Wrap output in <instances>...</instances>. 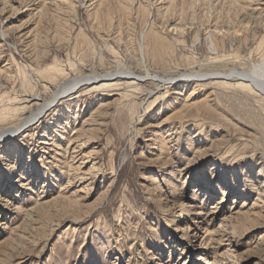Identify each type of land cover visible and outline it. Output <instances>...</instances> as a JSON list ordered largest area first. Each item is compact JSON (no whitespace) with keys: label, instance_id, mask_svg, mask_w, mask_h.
Segmentation results:
<instances>
[{"label":"rangeland","instance_id":"rangeland-1","mask_svg":"<svg viewBox=\"0 0 264 264\" xmlns=\"http://www.w3.org/2000/svg\"><path fill=\"white\" fill-rule=\"evenodd\" d=\"M215 1L0 0V130L20 124L11 110L34 85L46 98L90 75H144L143 29L161 35L148 64L167 80L82 86L0 142V264H264V96L180 77L259 63L264 0ZM169 7L184 34L162 25ZM242 14L256 34L211 51L206 19Z\"/></svg>","mask_w":264,"mask_h":264},{"label":"bare ground","instance_id":"bare-ground-1","mask_svg":"<svg viewBox=\"0 0 264 264\" xmlns=\"http://www.w3.org/2000/svg\"><path fill=\"white\" fill-rule=\"evenodd\" d=\"M194 1L198 3L201 0H194ZM214 2H216V1L214 0ZM222 3L223 2L221 1V4ZM224 3H226V2H224ZM130 5H131V3H130ZM197 5H199V4H197ZM174 14L175 13L171 7L165 9V12L163 13V19H165V21H163L162 25L167 27V28L170 27V30L172 31V29H173V32L174 31H177V33L179 31L181 33L185 32L187 29L183 28V27H185V25H183V23L181 21H180L181 22L180 24H175V23H172L173 21L167 20L169 16H172ZM141 16H142V14H141ZM196 16H199V14ZM196 16L194 19L197 18ZM173 17H175V15ZM169 18H171V17H169ZM192 18H190V19H192ZM257 18H259V17H257ZM204 19H206V16ZM207 19H206V22H208V25L210 24V22L211 23L214 22L213 26L209 25L208 27L206 26L207 28L204 29V30L209 29L208 38H207V46L211 51H213L216 54H219L220 50L224 51L226 49V42L227 41L231 44H234L236 42L238 43V41H242V42L244 41L245 42L249 38L250 32H251V34L255 35L257 30L259 29V26L254 24V22H253L254 19H252L251 17H248L247 15H243V14H242V16H239L236 18V20H235L236 22L231 23V24L229 23L230 25H227V26H222L218 21H216V22L210 21L209 17ZM146 22H148V20ZM183 22H185V21H183ZM203 22L204 21H202V23ZM157 23H159V22H157ZM190 23H191V20H190ZM191 24L195 25L194 22ZM191 24H189V25H191ZM253 24L255 26H253ZM149 26H152V24H150ZM201 26H203V25H201ZM171 27H172V29H171ZM201 28H203V27H201ZM155 30L156 29H151L149 31V29H147V30L143 29V31H141L142 34H141V39L139 41V46H138V56H137L138 58H133V60L135 61V64L137 66L141 67V69H144L145 72L147 73V75H145L146 73L144 75L143 74L139 75V74L135 73L134 71H132V69H131L132 66L127 65V67H129V69H131V70H128L126 72L120 71V72L114 73V74H112V73H110V74H95V75H90L88 77H85V79H81V80L79 79V81L77 80V81L67 82L63 86L61 85L62 86L61 88H58V87L54 88V92L52 93V95L50 97H46V98L39 94V92L36 90L37 85L33 84L34 86L32 87V89H30L31 91L29 92V95L26 94L28 96H24L23 98H21L17 101L15 100L16 102L14 100H12L15 102V104L13 102L14 106H13V109L11 111L14 113H17V114L20 113V115L23 117V119L21 120L20 124L17 126H10V127H7V128L0 130V142L1 143L4 142V140H3L4 138H6V139L9 138L11 140L13 136L17 135V133L19 132L20 129L21 130L24 129V127L27 124L29 125V123L36 121L37 124H39L41 122L40 120L42 118H44V117H42V116H44L43 114L48 113V111H50V109L55 108L56 103H58L59 100L63 99L64 95L66 93H68L69 91H74V90L79 89L78 91H76V93H78L83 88L82 86H93L96 89L112 88L113 86L111 85V83H113L114 81L122 80V79L134 81V82H137L139 84H143L144 82H146L145 79L150 78V77L155 79V82H158V83L166 82L167 80L165 78H162L156 74L155 75L151 74L149 64H148L149 63L148 59H149L150 55H153V58L157 59V60H158V57H160L159 52H158L159 50L157 49V47L154 46L153 48H151V42L156 41V39H158V38L160 39V36H161ZM196 30H197V33L200 32V28L199 29L197 28ZM181 33L179 34V36L180 35L182 36ZM3 36L6 38L7 34L4 33ZM196 36H198V34ZM197 40H198V38H197ZM172 41H175V40L172 39ZM195 42H196V40H195ZM248 42H249V39L245 43H248ZM169 45H170V49L172 51L173 43L169 44ZM130 63H132V62H130ZM252 67L253 68L250 70L234 69L231 72H229V74L220 73V72L217 73L218 71H216L215 73L213 72L211 74H193V73L184 72L180 75V77L187 79V81H194V80H192V78H201L202 79L201 81H208L209 80V82H213V83L215 81L218 85H220V88L222 87L224 89L225 88L229 89L227 87H232V88H237V90L240 89V90L246 91V92L250 93L251 95L260 93L262 96H264V54H263L261 61L259 63L253 64ZM37 73L39 75H41L42 77L44 76L45 78H47V80L52 81L55 78V77H53V75H55L56 70L53 67L52 68L46 67V68H40L39 70H37ZM123 75H125L127 77L123 78L124 77ZM211 75L212 76L221 75L223 77L222 78H211L210 77L211 79H206L207 77H209ZM26 76L24 77L25 78L24 83L26 85L31 86L32 81H31V79H29ZM55 76H57V75H55ZM168 81H169V79H168ZM199 81H196V82H199ZM233 81H236V82L233 83ZM83 82H85V83L87 82L90 84L84 83L85 84L84 85ZM65 88H69V89H65ZM139 90H142V89H139ZM260 94H259V96H260ZM2 97H4V96H2ZM19 98H20V96H19ZM10 100L8 102H10ZM1 104H0V106H1ZM10 104H11V102H10ZM10 104L6 105V106H11L12 104L11 105ZM5 107H3V108H5ZM8 109H11V108L8 107ZM6 115H7V112H6ZM10 115H12V113H10ZM3 119H4V117L2 115H0V121H2ZM67 120H69V118ZM21 124H22V126L19 127ZM33 126L34 125H32V127ZM258 197H260V199L263 200L262 202H264V192L260 193ZM262 209H264V207ZM74 234L75 233H73L72 235H74Z\"/></svg>","mask_w":264,"mask_h":264}]
</instances>
